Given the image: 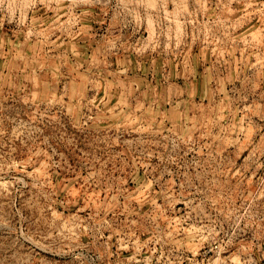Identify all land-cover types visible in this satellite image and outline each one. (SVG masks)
I'll list each match as a JSON object with an SVG mask.
<instances>
[{
	"label": "rangeland",
	"instance_id": "obj_1",
	"mask_svg": "<svg viewBox=\"0 0 264 264\" xmlns=\"http://www.w3.org/2000/svg\"><path fill=\"white\" fill-rule=\"evenodd\" d=\"M0 264H264V0H0Z\"/></svg>",
	"mask_w": 264,
	"mask_h": 264
}]
</instances>
